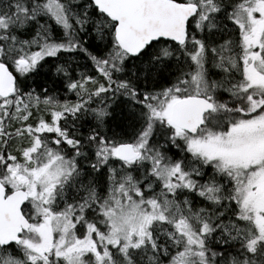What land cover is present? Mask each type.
Here are the masks:
<instances>
[{
  "label": "snow or ice",
  "instance_id": "snow-or-ice-1",
  "mask_svg": "<svg viewBox=\"0 0 264 264\" xmlns=\"http://www.w3.org/2000/svg\"><path fill=\"white\" fill-rule=\"evenodd\" d=\"M0 264H264V0H0Z\"/></svg>",
  "mask_w": 264,
  "mask_h": 264
}]
</instances>
